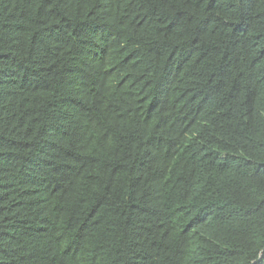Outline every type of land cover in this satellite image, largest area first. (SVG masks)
I'll return each mask as SVG.
<instances>
[{
    "label": "trees",
    "instance_id": "obj_1",
    "mask_svg": "<svg viewBox=\"0 0 264 264\" xmlns=\"http://www.w3.org/2000/svg\"><path fill=\"white\" fill-rule=\"evenodd\" d=\"M0 264H264V0H0Z\"/></svg>",
    "mask_w": 264,
    "mask_h": 264
}]
</instances>
